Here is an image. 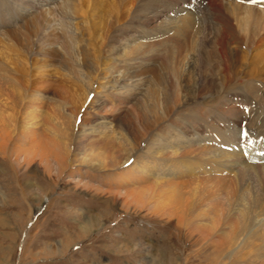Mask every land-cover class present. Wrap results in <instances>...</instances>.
<instances>
[{"label": "rangeland", "instance_id": "374dc122", "mask_svg": "<svg viewBox=\"0 0 264 264\" xmlns=\"http://www.w3.org/2000/svg\"><path fill=\"white\" fill-rule=\"evenodd\" d=\"M181 1L0 0V62L8 66L0 102L13 116L9 140H0V264L234 262L147 208L122 205L101 166L137 148L143 122L134 109L151 121L167 101L172 115L157 113L161 134L175 126L187 136L184 118L241 96L234 72L249 78L248 65L230 68L233 83L225 85L221 56L264 64V0H184L174 14ZM222 18L234 29L225 38ZM186 54L193 60L183 70L177 63ZM60 117L64 135L54 131ZM258 183L254 175L247 186Z\"/></svg>", "mask_w": 264, "mask_h": 264}, {"label": "bare ground", "instance_id": "6f19581e", "mask_svg": "<svg viewBox=\"0 0 264 264\" xmlns=\"http://www.w3.org/2000/svg\"><path fill=\"white\" fill-rule=\"evenodd\" d=\"M183 1L173 8L174 14L184 10ZM222 19L225 38L226 33L233 34L234 29L227 18ZM183 24L186 28L191 27L186 22ZM192 30L195 34L196 31ZM224 41L220 42L222 52L226 49ZM242 55L247 57V54ZM192 60L193 56L186 54L177 64L183 70L189 69ZM220 64L223 67L220 75L225 85L233 83L230 68L248 65L249 78L255 77L262 88L254 89L253 79L239 76V71L234 72L241 96L238 94L216 108L207 107L184 118L192 129L184 137L175 126L166 136L161 134L159 125L163 118H159L157 113L163 108L172 115L167 101L159 102L152 123L146 117L141 119L139 111L134 109L133 115L143 122L137 148H132L123 162L110 161L105 157L101 166L112 173L109 176L113 183L112 195L114 199L120 198L122 205L134 203L135 207L147 208V213L155 218L172 221L174 228L182 229L186 238L194 237L200 244L208 246L212 253L227 252L228 257L234 259L231 264H264V64L252 60L248 63L245 58L229 59L224 55L219 59ZM0 72L8 74L5 63L0 62ZM2 77L0 75V97L3 95L1 90L6 88L5 77ZM197 90L193 89L196 99ZM205 96L208 99L211 94ZM200 98L203 99L202 96ZM94 103L93 99L90 104ZM3 111L4 105L0 102L1 144L10 133L7 128L11 122V114L3 115ZM65 120L60 117L59 130L55 128L54 131L64 135L67 130ZM26 127L29 129L28 126L18 128L17 134L27 136L29 130ZM149 139L151 143H145ZM142 144L146 146L142 147ZM149 146L154 149L150 155L146 153ZM254 175L260 183L249 189L247 181H252ZM102 180L105 181V177ZM122 186L123 196L118 192ZM108 193L111 194L110 191Z\"/></svg>", "mask_w": 264, "mask_h": 264}, {"label": "water", "instance_id": "95a60500", "mask_svg": "<svg viewBox=\"0 0 264 264\" xmlns=\"http://www.w3.org/2000/svg\"><path fill=\"white\" fill-rule=\"evenodd\" d=\"M39 209H40V208H39ZM38 213H39V210L35 211V212L33 213V217H35Z\"/></svg>", "mask_w": 264, "mask_h": 264}, {"label": "snow or ice", "instance_id": "6c2138e0", "mask_svg": "<svg viewBox=\"0 0 264 264\" xmlns=\"http://www.w3.org/2000/svg\"><path fill=\"white\" fill-rule=\"evenodd\" d=\"M247 133H244V135H246Z\"/></svg>", "mask_w": 264, "mask_h": 264}]
</instances>
